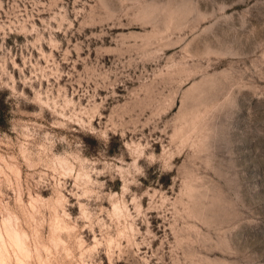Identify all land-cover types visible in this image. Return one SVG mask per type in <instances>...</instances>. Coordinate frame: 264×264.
I'll return each instance as SVG.
<instances>
[{
  "label": "rangeland",
  "instance_id": "1",
  "mask_svg": "<svg viewBox=\"0 0 264 264\" xmlns=\"http://www.w3.org/2000/svg\"><path fill=\"white\" fill-rule=\"evenodd\" d=\"M0 264H264V0H0Z\"/></svg>",
  "mask_w": 264,
  "mask_h": 264
}]
</instances>
